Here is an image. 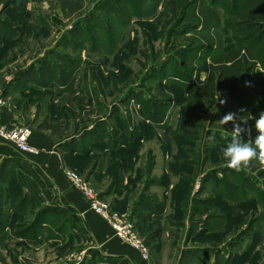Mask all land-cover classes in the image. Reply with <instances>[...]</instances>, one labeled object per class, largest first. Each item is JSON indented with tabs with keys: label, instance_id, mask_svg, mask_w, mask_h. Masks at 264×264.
Masks as SVG:
<instances>
[{
	"label": "rangeland",
	"instance_id": "374dc122",
	"mask_svg": "<svg viewBox=\"0 0 264 264\" xmlns=\"http://www.w3.org/2000/svg\"><path fill=\"white\" fill-rule=\"evenodd\" d=\"M196 1L220 22L164 0H0V97L108 217L131 222L146 264H264V164L226 167L232 124L219 122L236 113L243 139L258 135L264 63L224 104L196 95L221 57L263 42L240 44L241 0ZM12 161L0 157V264H108L75 217L26 195Z\"/></svg>",
	"mask_w": 264,
	"mask_h": 264
},
{
	"label": "crops",
	"instance_id": "0c3cea01",
	"mask_svg": "<svg viewBox=\"0 0 264 264\" xmlns=\"http://www.w3.org/2000/svg\"><path fill=\"white\" fill-rule=\"evenodd\" d=\"M2 123L17 128L18 118L3 110ZM0 141V157L12 159V171L26 195L41 205L58 207L75 217L83 233L108 264H146L127 244L117 240L108 223L92 212L87 200L65 178L57 146L46 135L31 133L28 144L37 155L21 153Z\"/></svg>",
	"mask_w": 264,
	"mask_h": 264
},
{
	"label": "trees",
	"instance_id": "16d2710c",
	"mask_svg": "<svg viewBox=\"0 0 264 264\" xmlns=\"http://www.w3.org/2000/svg\"><path fill=\"white\" fill-rule=\"evenodd\" d=\"M193 0H164L168 11L177 16L185 14L186 9H191V19L198 20L204 28H211L220 22L215 10L205 7ZM241 6H234L232 20L236 26L241 43L250 39L261 38L263 44L259 47L260 54H253L252 50L239 46L236 51L221 57L211 67L208 78L204 84L197 88L201 100H210L216 94H222L224 99L233 96L240 84L249 82V71L258 61L264 63V0H241ZM192 4V6L190 5ZM234 5V4H233ZM191 6V7H190ZM244 76L246 80H244Z\"/></svg>",
	"mask_w": 264,
	"mask_h": 264
},
{
	"label": "built area",
	"instance_id": "2783aa9c",
	"mask_svg": "<svg viewBox=\"0 0 264 264\" xmlns=\"http://www.w3.org/2000/svg\"><path fill=\"white\" fill-rule=\"evenodd\" d=\"M5 109H7V103L0 97V141L21 153L37 155L39 151L28 144V139L31 135L28 128L21 127L16 129L7 127L2 123L1 116ZM63 172L70 184L87 200L90 210L101 216L108 223L119 240L131 245L143 260H147L146 250L140 246L141 243L134 232V226L131 222L125 219L124 216L114 215L113 217H108L107 207L101 204L93 192L80 182L78 176L71 171Z\"/></svg>",
	"mask_w": 264,
	"mask_h": 264
},
{
	"label": "clouds",
	"instance_id": "9594fccd",
	"mask_svg": "<svg viewBox=\"0 0 264 264\" xmlns=\"http://www.w3.org/2000/svg\"><path fill=\"white\" fill-rule=\"evenodd\" d=\"M219 103H226V99H219ZM219 122L222 125L232 124L231 140L222 149L226 167L239 172L250 168L254 161L264 164V112H261L255 120L254 127L258 135L254 139L249 138L247 141L243 139V135L247 133L251 137V128L242 126V124H247V120L239 119L236 113L229 112Z\"/></svg>",
	"mask_w": 264,
	"mask_h": 264
}]
</instances>
